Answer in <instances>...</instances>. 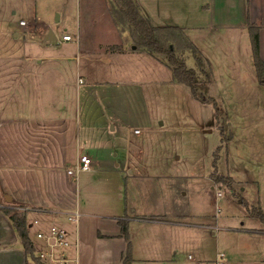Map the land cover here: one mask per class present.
<instances>
[{
  "label": "crops",
  "instance_id": "0c3cea01",
  "mask_svg": "<svg viewBox=\"0 0 264 264\" xmlns=\"http://www.w3.org/2000/svg\"><path fill=\"white\" fill-rule=\"evenodd\" d=\"M138 1L154 25L180 26L188 35L206 38L213 47L224 43L228 49L224 51L227 54L224 59L230 66H238L241 72L245 71L244 64L251 55L254 62L249 28L257 24L260 26V53L264 59V0ZM28 2L0 0V197L10 195L15 200L7 206L0 203V253L19 250L25 257V264H30L21 238L4 211L17 207L26 210L27 220L30 213L37 214L40 226L46 229L54 221L67 229L72 240L67 253L73 259L68 264H124L128 242L122 235L118 219L128 215V210L113 212L109 202L96 206L100 193L90 180L79 182V177L69 173L73 182L61 180L54 168L64 161L74 166L81 155L90 156L88 150L101 148L94 138L95 128L104 134L107 122L109 125L112 119L125 116V103L122 105V99L116 100L113 96H121L126 84L112 81L109 70L112 64L131 60L126 35L114 22L108 0H85L80 9L86 20L84 30L81 22L76 34L74 26L71 33L65 29L64 34L72 35L67 41L63 40L64 34L59 36L50 25L49 30L52 29L57 38L47 41L49 30L37 29L34 24L37 9ZM22 20L27 24H21ZM30 24L35 28H30ZM113 45H122L123 50L112 51L109 47ZM232 70L229 68L230 73ZM123 92L125 95V88ZM67 97L72 101H66ZM46 99L62 103L60 109L45 114L28 108L33 104L32 109L37 110ZM64 103L70 104V111L64 109ZM101 103L110 107L114 118L107 117L104 122V113L97 116L95 107L99 108ZM99 118L102 123L97 122ZM112 127L116 129V125ZM104 149L110 150L109 147ZM103 160L99 158L98 164ZM85 194L88 201L84 199ZM72 210L81 213L78 223L68 220ZM135 220L129 222L131 264L175 263L178 251L185 245L166 246L162 240L156 241L159 236L148 237L145 233L143 242L137 244L133 232ZM33 223L27 221L29 236L37 248L30 233ZM140 224L147 232L166 231L183 236L187 232L192 234L187 227L193 225L187 221L158 220ZM147 225L151 226L149 230ZM218 253L207 256L202 252L189 253L187 264L213 259Z\"/></svg>",
  "mask_w": 264,
  "mask_h": 264
},
{
  "label": "rangeland",
  "instance_id": "374dc122",
  "mask_svg": "<svg viewBox=\"0 0 264 264\" xmlns=\"http://www.w3.org/2000/svg\"><path fill=\"white\" fill-rule=\"evenodd\" d=\"M18 1L22 4L29 1L30 6L36 7L38 16L34 24L38 30H49L51 25L62 36L65 29L71 33L72 26L76 34L80 22L82 30L86 27L85 16L80 13L85 0ZM57 15L62 17L55 23ZM30 28L35 27L30 24ZM122 33L126 35L131 60L112 64L109 78L126 84L121 96H113L116 100L122 99L126 113L123 118L112 119L109 125L107 122L104 134L95 128L94 138L101 148L88 150L93 169L81 172L79 182L90 180L98 189L96 206L109 202L113 212L128 210L130 218L136 219L133 223L135 243L143 242L145 233L148 237L159 236L156 241L162 240L166 246L185 245L178 251L175 263L169 264H187L189 253L202 252L207 256L216 251L225 252L227 260L234 264H264V224L251 217L243 200L244 197L250 206L260 204L264 209V86L258 81L253 55L241 72L238 66H230L224 59V51L228 50L224 43L213 47L206 38L187 33L212 73L208 95L214 97L216 103H204L195 98L189 86L175 79L172 68L163 60L133 49L135 45L129 34ZM186 63L198 68L197 59L191 53H187ZM53 101L56 100L46 99L37 110L32 109L33 104L28 108L45 114L59 110L62 103ZM66 101L72 100L67 97ZM63 105L67 111L71 110L70 104ZM217 108L221 109L219 116ZM95 110L97 116L105 114L104 122L107 117L115 116L106 103ZM97 122L103 121L99 118ZM112 125L114 128L116 125V129ZM106 147L110 150H105ZM218 147H221L218 173L234 177L233 189L227 183L215 184L212 180L214 152ZM101 157L104 160L98 164ZM69 168L74 166L64 161L54 168L55 174L61 180L73 182L67 172ZM217 191L222 193L219 198ZM87 197L85 194L84 199L88 201ZM0 203L7 206L12 202H7L2 195ZM141 216L160 217L163 220L159 222L187 221L193 224L187 227L192 234L151 232L150 224L146 226L147 232L140 223L151 220H142ZM35 219L40 220L37 214L28 215L30 223ZM40 224H33L30 231L36 253L43 243L36 236L39 228H44ZM0 260V264H25L19 250L0 253ZM30 264L37 262L30 259Z\"/></svg>",
  "mask_w": 264,
  "mask_h": 264
},
{
  "label": "trees",
  "instance_id": "16d2710c",
  "mask_svg": "<svg viewBox=\"0 0 264 264\" xmlns=\"http://www.w3.org/2000/svg\"><path fill=\"white\" fill-rule=\"evenodd\" d=\"M110 13L113 17L120 32L129 34V38L133 40L136 50L148 52L158 59L163 60L174 72L175 79L189 86L196 99L201 102H215V98L208 95L209 83L212 81V73L205 66L203 56L199 53V49L194 41L188 37L184 28L175 25L157 26L154 25L144 12L141 3L138 0H108ZM252 39V50L254 53V64L257 72V78L261 85L264 86V59L260 53V26L251 25L249 28ZM122 45H113L109 49L123 50ZM191 53L197 59L198 68H192L186 63V55ZM217 108L216 115L221 113ZM221 147L214 152L215 171L211 174L215 184L227 183L232 189L236 183L234 177L223 176L218 173L217 160ZM247 210L251 217L260 220L264 224V209L259 204L250 206L244 199ZM246 207V206H245ZM4 211L9 215L15 229L17 230L24 252L27 258L33 259L37 264H45L35 255V247L29 236L26 214L15 210V208H5ZM140 219L162 220L159 217L148 218L141 216ZM131 218L125 215L118 219L121 226L122 235L126 238L128 245L124 254L123 263L131 264V242L129 237V222ZM166 220V219H164ZM168 221V220H167Z\"/></svg>",
  "mask_w": 264,
  "mask_h": 264
},
{
  "label": "built area",
  "instance_id": "2783aa9c",
  "mask_svg": "<svg viewBox=\"0 0 264 264\" xmlns=\"http://www.w3.org/2000/svg\"><path fill=\"white\" fill-rule=\"evenodd\" d=\"M21 24L26 25L27 21L22 20ZM72 35L64 34L63 40H71ZM92 170V158L87 155H81L74 168L68 170V173L77 178L81 172ZM217 198L222 196V193L217 191ZM220 211V208L217 207ZM81 213L79 210H72L68 213V220L71 223H78ZM39 220H35L33 224L39 225ZM37 238L42 239V246L38 249L36 255L43 263L47 264H68L73 259L68 256L67 250L72 246V240L69 237L67 229L59 224H52L47 229L39 228L36 233ZM193 255L189 258L192 259ZM227 255L225 252H219L217 256L210 260H202L197 264H228Z\"/></svg>",
  "mask_w": 264,
  "mask_h": 264
},
{
  "label": "water",
  "instance_id": "95a60500",
  "mask_svg": "<svg viewBox=\"0 0 264 264\" xmlns=\"http://www.w3.org/2000/svg\"><path fill=\"white\" fill-rule=\"evenodd\" d=\"M56 21L58 22L59 21V15H57V19ZM56 35L54 33V31L52 29L49 30V32L47 33L46 37H45V40L47 41H51V40H56ZM136 46L133 47V49H135ZM5 200L7 202H12V197L10 195H5L4 196Z\"/></svg>",
  "mask_w": 264,
  "mask_h": 264
}]
</instances>
